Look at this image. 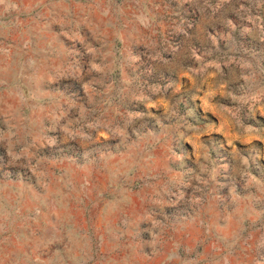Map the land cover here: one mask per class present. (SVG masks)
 Instances as JSON below:
<instances>
[{"label": "rangeland", "instance_id": "1", "mask_svg": "<svg viewBox=\"0 0 264 264\" xmlns=\"http://www.w3.org/2000/svg\"><path fill=\"white\" fill-rule=\"evenodd\" d=\"M0 264H264V0H0Z\"/></svg>", "mask_w": 264, "mask_h": 264}]
</instances>
